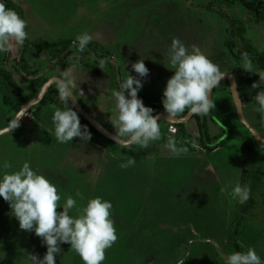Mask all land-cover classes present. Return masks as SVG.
<instances>
[{
	"label": "rangeland",
	"instance_id": "obj_1",
	"mask_svg": "<svg viewBox=\"0 0 264 264\" xmlns=\"http://www.w3.org/2000/svg\"><path fill=\"white\" fill-rule=\"evenodd\" d=\"M14 1L24 9L28 43H14L10 53H0V130L10 126L21 110L16 95L7 88L9 79L26 99L33 95L37 78L47 82L68 72L76 81L74 95L82 107L117 135L112 91L120 90L123 72L135 73L132 65L140 59L149 69L143 84L150 91H139L138 97L153 109V115L166 112L163 93L175 74L169 53L172 41L179 39L189 50L197 45L222 72L236 77L244 116L264 138V114L256 110L255 100L258 92H264L259 75L264 71L257 63L252 62L254 72L242 67L244 61H235L225 47L227 22L198 10L206 6L227 13L235 25V52L249 55L264 52V2ZM85 32L92 36L93 45L81 53L76 38ZM73 61L77 63L72 65ZM253 83L261 86L253 88ZM6 98L13 103H6ZM59 98L52 93L31 108L18 127L0 136V176L30 162L58 185L61 205L69 196L77 201L73 214H79L91 198L110 200L118 239L106 250L102 264H179L181 260L226 264L225 257L237 252V246L243 251L255 247L264 260V147L240 121L228 80H221L212 98L213 109L221 111L229 124L227 136L209 111L200 120L193 117L181 124L173 135L168 131L171 123L160 120L161 138L147 148L98 144L92 126L79 114L91 140L74 137L58 143L52 116L55 109L65 107ZM201 125L211 144H217L215 150L201 145ZM224 136L226 142L221 144ZM169 138L188 152L174 156L166 146ZM130 158L135 165L122 168ZM5 162L11 168L4 169ZM238 184L250 189L244 204L232 196ZM62 210V206L57 209ZM11 211L9 202L0 197V264H31V255L42 259L47 252L42 238L34 230H21ZM60 247L57 264H84L69 243Z\"/></svg>",
	"mask_w": 264,
	"mask_h": 264
},
{
	"label": "clouds",
	"instance_id": "obj_2",
	"mask_svg": "<svg viewBox=\"0 0 264 264\" xmlns=\"http://www.w3.org/2000/svg\"><path fill=\"white\" fill-rule=\"evenodd\" d=\"M28 21L16 10L7 7L5 0H0V53H10L13 45L22 44L28 37L26 31ZM92 36L85 32L77 36L78 50L83 53ZM170 60L175 74L167 81L163 93V106L170 118L181 116L185 110L191 114L205 115L216 105L210 98L214 87L220 85L225 72L209 59L195 44L189 50L179 39H174L170 48ZM243 68L254 71L251 59L245 54ZM103 63V61H101ZM136 76L129 75L120 84V90L112 91L116 100L117 115L112 123L117 130V137L125 148L138 145L147 148L153 141L161 138L158 116L153 115V109L145 106L138 97L143 87L142 79L149 74L144 60L132 65ZM255 72V71H254ZM264 82V74L259 73ZM76 81L71 73H64L58 79V92L65 107L54 110L52 122L58 143H68L74 137L83 141L91 140L87 126L81 125L80 116L69 99L75 93ZM253 83V88L260 87ZM258 104L256 109L264 114V92L255 96ZM237 104L240 102L237 99ZM19 126V122L15 128ZM51 131V130H48ZM168 149L174 156L188 152L187 148L178 147L174 138L167 141ZM195 147V144H193ZM135 165V159L130 158L121 164L122 168ZM4 169L11 168L5 162ZM233 198L240 204L250 198V189L237 185L232 191ZM0 197L9 202L11 215L19 221L21 230L33 231L42 238L47 246V252L41 259L31 255V264H57L56 256L61 252V244L69 243L83 260L84 264H102L105 252L117 241L118 235L112 217L113 204L101 196L91 198L87 205L80 209L79 214H73L77 201L69 196L61 205V195L58 185L39 169H34L26 161L18 169L5 172L0 176ZM62 206V211H57ZM224 255L223 252L220 253ZM226 264H264L255 247L246 251L233 252L225 257ZM179 264H184L181 260Z\"/></svg>",
	"mask_w": 264,
	"mask_h": 264
},
{
	"label": "trees",
	"instance_id": "obj_3",
	"mask_svg": "<svg viewBox=\"0 0 264 264\" xmlns=\"http://www.w3.org/2000/svg\"><path fill=\"white\" fill-rule=\"evenodd\" d=\"M259 1L260 2H264V0H259ZM5 2H6L7 7L16 10L23 18H25V12H24V9L22 8V6H20L14 0H5ZM198 10L217 14V15H219L222 19H224L227 22V24H228V34H227V37L225 39V47L228 50L230 56L235 61H237V62L244 61L243 60V57L245 56V54L237 53V52H235V49H234L235 48V41L234 40H235V37H236V31H235V25H234L232 19L230 18V16L227 13H224V12H222L220 10H216V9L209 8V7H204V6L199 7ZM24 43H25V45L28 43V38L24 41ZM97 44H99V43H97ZM90 45H93V42L92 41L89 43V46ZM99 45L102 48H104L101 44H99ZM247 56L251 59V62L257 63L259 65L260 69L264 71V52H257L256 51L253 54H249ZM75 63H77V61H73L71 64L73 65ZM1 73H5L4 69L1 70ZM123 79L124 78H122V80H121L120 83H122V81L125 80V79L124 80ZM45 82L46 81H41L40 78H37L35 80L36 88L34 90L33 95L29 96L26 99H22L21 98L22 89L20 87H18L10 79H9V82L7 83V88L10 89V90H12L14 92V94L16 95V97L18 99V104L22 107L25 103L29 102L30 100H32L34 97H36L39 94V91H40L39 89L44 86ZM52 93H55L56 95L57 94L59 95V92H58V84H55V85L51 86L50 90L48 91V93L46 94L44 100L41 103H44L47 99H49L51 97ZM138 93H140V92H138ZM58 100H59V102L62 105H64V103L61 101L60 98ZM5 101L8 104H12L13 103L12 100H10V98H6ZM69 106H72L74 108V106L72 105V103H71L70 100H69ZM74 110H76V109L74 108ZM209 113L211 114L212 120L216 124L222 126L224 129H226V136H227L228 133H229V129L230 128H228L229 127V124L227 122L226 117L224 115H222V112L221 111H216L214 109H211ZM186 114L187 113L185 112V115ZM81 117L83 118V116H81ZM194 118H196L197 120H200L201 115H195ZM177 127L179 129L180 128V125H177ZM92 130H93V140L96 143L102 144L103 142H110V143L114 142L113 140L107 138L102 133H100L98 130H96L93 126H92ZM200 131H201V133L203 132V134H204L201 137V140H200L201 141V145L204 148H206L207 150H210V151L215 150L218 146H217V144H211V142H210L211 141V138H209L207 136V134L205 133V129H204V126L203 125H201V130ZM219 142H221V144H224L226 142L225 141V136L224 137H220ZM258 155L259 154L255 153V156H256V159L257 160H258ZM236 249H237V251H243L242 247H240V246H237Z\"/></svg>",
	"mask_w": 264,
	"mask_h": 264
},
{
	"label": "water",
	"instance_id": "obj_4",
	"mask_svg": "<svg viewBox=\"0 0 264 264\" xmlns=\"http://www.w3.org/2000/svg\"><path fill=\"white\" fill-rule=\"evenodd\" d=\"M60 77H53L51 79H49L44 86L42 87L41 91L39 92V94L34 97L32 100H30L29 102L25 103L22 107L21 110L18 112L17 116L15 117V119L13 120L12 124L10 126H8L7 128L1 129L0 130V136L11 132L14 128L15 125L20 121V119L27 114V112L33 108L34 106L40 104L46 94L48 93V91L50 90L51 86L58 84V79ZM228 80L229 84H230V90L233 96V99L235 101V105H236V110H237V114L238 117L240 119V121L244 124V126H246V128L253 134V136L256 139L257 144H259L261 147H264V138H262L260 136V134L258 133V131L252 126L251 123H249V121L245 118L244 113H243V104H242V97L240 95V91L238 88V83L236 80V77L232 74H226L224 75V78ZM222 79V80H223ZM216 87H214L212 89V92L210 93V98H213V92L214 89ZM237 99L240 102V104H237ZM72 103V105L74 106V108L77 110V112L83 116V118L85 120H87L96 130H98L100 133H102L104 136H106L107 138L113 140L114 142H116L117 144L124 146L123 142L119 139H116L117 135L114 134L113 132H111L109 129H107L105 126H103L101 123H99L91 114H89L83 107L82 105L79 103V101L77 100V98L75 97L74 93L73 96L70 97L69 99ZM196 114H191L190 112H188L184 117H176L175 119L170 118L168 116V114L166 112H160L158 114H156V116H158V123L160 122V120H165L168 121L171 124L174 125H181V124H185L188 123Z\"/></svg>",
	"mask_w": 264,
	"mask_h": 264
},
{
	"label": "crops",
	"instance_id": "obj_5",
	"mask_svg": "<svg viewBox=\"0 0 264 264\" xmlns=\"http://www.w3.org/2000/svg\"><path fill=\"white\" fill-rule=\"evenodd\" d=\"M204 7H206V6H204ZM99 43H101L102 45L104 44V43H102L100 40H99V38H98V40H97ZM105 45V44H104ZM105 48H106V46H105ZM107 49V48H106ZM119 65V67L121 68V65L120 64H118ZM129 75H132V73L130 72V71H128V73H124L123 72V78L126 80L127 78H128V76ZM133 76H136L137 78H140V77H138V74L135 72L134 74H133ZM142 79V82H143V80L144 79H146V77H143V78H141ZM144 84H145V82H144ZM143 84V87H142V89L140 90V92H143V93H146V92H148V91H150V90H148L147 89V87L145 86ZM146 87V88H145ZM151 92H158L157 90H153V91H151Z\"/></svg>",
	"mask_w": 264,
	"mask_h": 264
},
{
	"label": "built area",
	"instance_id": "obj_6",
	"mask_svg": "<svg viewBox=\"0 0 264 264\" xmlns=\"http://www.w3.org/2000/svg\"><path fill=\"white\" fill-rule=\"evenodd\" d=\"M168 131L171 135L173 134H177L178 133V127L177 125H174V124H170L169 125V128H168Z\"/></svg>",
	"mask_w": 264,
	"mask_h": 264
}]
</instances>
